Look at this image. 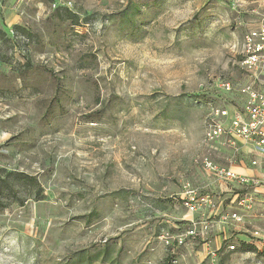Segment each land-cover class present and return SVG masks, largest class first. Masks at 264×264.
Instances as JSON below:
<instances>
[{
    "label": "rangeland",
    "instance_id": "374dc122",
    "mask_svg": "<svg viewBox=\"0 0 264 264\" xmlns=\"http://www.w3.org/2000/svg\"><path fill=\"white\" fill-rule=\"evenodd\" d=\"M263 13L264 0H0V264H264V197L218 238L219 218L183 219L180 192L156 203L170 196L155 180L171 175L156 160L194 150L210 108L229 106L235 49ZM200 159L185 183L198 192Z\"/></svg>",
    "mask_w": 264,
    "mask_h": 264
},
{
    "label": "built area",
    "instance_id": "2783aa9c",
    "mask_svg": "<svg viewBox=\"0 0 264 264\" xmlns=\"http://www.w3.org/2000/svg\"><path fill=\"white\" fill-rule=\"evenodd\" d=\"M239 53L237 62L242 71L240 80H227L224 83L228 91L229 102L231 99H241L243 104L228 107H211L207 118L206 133L201 144L210 147L216 153L223 152L221 147L230 148L231 153L225 154L228 161L241 163L245 158H250L253 167L264 166V13L258 24L245 32L242 49H235ZM197 102L199 101L196 99ZM201 101H199L200 103ZM245 146L249 147L245 151ZM212 152L204 156L200 163L210 176L218 181L234 184L235 202L239 207L251 209L253 206L255 188L264 186V176H246L230 168L216 163L212 159ZM183 204L190 212L203 210L204 205H214L213 196L209 193L201 194L190 184L185 186ZM237 212L232 217L237 216ZM224 220L228 216H223ZM194 234L190 228L186 235ZM182 234L166 235V242L184 244ZM172 241V242H171ZM233 249V246L231 247ZM172 264H179L177 259H172ZM213 264V263H212Z\"/></svg>",
    "mask_w": 264,
    "mask_h": 264
},
{
    "label": "crops",
    "instance_id": "0c3cea01",
    "mask_svg": "<svg viewBox=\"0 0 264 264\" xmlns=\"http://www.w3.org/2000/svg\"><path fill=\"white\" fill-rule=\"evenodd\" d=\"M243 104V101L241 99H231V101L229 102V108H231L232 110V106L233 105H239L241 106ZM203 138V136H202ZM245 151L249 150V147L245 146ZM174 149H171L170 152V157L168 159L169 164L166 166H161V164L158 163V161L156 160V171H171V175H169L168 177H165L164 179H160L158 177V174H156L155 176V180L157 182V187L159 188V192H163L166 191L167 192V196H170L169 198H162L163 195L165 194H161L159 193V197L156 200V203H165V204H172L175 203V199L177 200L178 197L175 196L172 197V194H179L182 196V202L184 201V196L185 194L183 193L185 190V183L189 182L190 180H186V172L190 169V161L191 158H195L196 156H199L201 159L206 156L207 154L210 153V151L212 152V159L214 162L219 163L223 166H226L227 168H230L232 171H236L237 173L246 175V176H257V177H262L264 176V166L263 167H253L250 164V158L253 157L254 155H252L249 158H245L243 160V162L241 163H234L232 161H228L225 158V154H230L231 153V149L230 148H222L221 150L224 151L223 152H218L216 153L214 150H212L210 147H205L203 146L201 143L198 145V147H196L194 150L191 148L189 150V148L187 147L186 149H181L178 152L173 151ZM220 154H224V158L222 156H220ZM190 159V161H189ZM200 159V160H201ZM202 169L203 166L201 165ZM201 169V170H202ZM204 170V169H203ZM155 171V172H156ZM202 175H204V178H206V182L204 185V189L202 192H200L201 194L203 193H209L213 196L214 199V205L210 206V205H204V207L202 208L203 210H201V212L199 211V213L201 214L202 217L207 216V217H213L215 219L219 218L220 220H218V224L216 223L217 227L216 229L213 231L216 237V234H218V238H220L221 236V225L219 223L225 224L224 228L226 231L225 227L227 223V221H223L222 217L227 215V216H231L232 214H235V212L238 213V211H243L244 208L241 207H237L235 206V193H234V184H230L227 182H223L221 180H217L216 178L210 176L208 173H206V171H202ZM172 179V180H171ZM173 181H178L179 183H174ZM189 184V183H187ZM255 196L254 199L255 201L258 202L261 200V197H264V186H260V187H256L255 189ZM182 191V192H181ZM172 195V196H171ZM161 196V197H160ZM260 199V200H259ZM262 201H264V199H262L260 201V203H262ZM175 205V204H174ZM237 205V204H236ZM259 204L257 203L255 206L257 207ZM176 207V205H175ZM232 214H230L232 211L231 210H235ZM187 210V209H186ZM186 210L184 211V217L183 219L185 220H189V219H193V213L192 212H188V214L186 213ZM181 213V212H180ZM183 214V213H182ZM214 221V220H213ZM184 222H188V221H184ZM226 234V232H225Z\"/></svg>",
    "mask_w": 264,
    "mask_h": 264
},
{
    "label": "trees",
    "instance_id": "16d2710c",
    "mask_svg": "<svg viewBox=\"0 0 264 264\" xmlns=\"http://www.w3.org/2000/svg\"><path fill=\"white\" fill-rule=\"evenodd\" d=\"M199 97V96H198ZM13 175L17 176V178L19 179H22V180H33L35 183H37V178L35 176H30L24 172H19V171H16V173H13ZM1 179V178H0ZM2 193V185H0V194ZM2 200H0V205H2Z\"/></svg>",
    "mask_w": 264,
    "mask_h": 264
}]
</instances>
